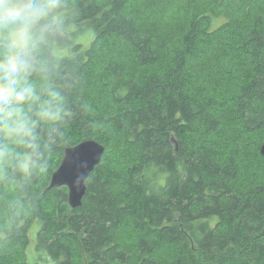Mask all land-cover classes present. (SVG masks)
I'll return each mask as SVG.
<instances>
[{
    "label": "trees",
    "instance_id": "obj_1",
    "mask_svg": "<svg viewBox=\"0 0 264 264\" xmlns=\"http://www.w3.org/2000/svg\"><path fill=\"white\" fill-rule=\"evenodd\" d=\"M230 1L205 0L173 43L139 19L134 0H76L79 15L67 22L76 31L60 45L65 73L81 82L71 142L43 191L37 182L29 188L30 212L0 229V249L22 252L14 264H264L263 171L244 173L237 144L221 154L202 141L219 132L228 106L245 132L264 131V15L240 5L231 14ZM237 12L250 18L244 33L234 27ZM227 31L250 74L223 99L196 89L192 62ZM103 42L123 47L144 74L123 54L112 57L99 73L107 105L93 109L92 66ZM86 140L106 151L73 209L67 187L48 188L65 150Z\"/></svg>",
    "mask_w": 264,
    "mask_h": 264
},
{
    "label": "clouds",
    "instance_id": "obj_2",
    "mask_svg": "<svg viewBox=\"0 0 264 264\" xmlns=\"http://www.w3.org/2000/svg\"><path fill=\"white\" fill-rule=\"evenodd\" d=\"M78 15L76 0H0V186L13 193L7 229L30 212L29 188L37 182L43 191L71 142L81 82L65 73L60 45Z\"/></svg>",
    "mask_w": 264,
    "mask_h": 264
},
{
    "label": "rangeland",
    "instance_id": "obj_3",
    "mask_svg": "<svg viewBox=\"0 0 264 264\" xmlns=\"http://www.w3.org/2000/svg\"><path fill=\"white\" fill-rule=\"evenodd\" d=\"M134 1L139 19L143 23L151 21L156 23L173 43H177L179 40L183 25L187 24L193 15L197 14L200 6L205 3V0ZM239 5L242 8L246 7V9L251 7L254 13L264 15V0H232L228 3L229 8L227 10L232 14ZM247 17L240 13L235 18L234 27L238 31L245 32L250 23V18ZM236 43L237 37L227 31L218 34L209 44L198 49L192 62L193 82L198 91L216 94L223 99H228L237 91L240 83L249 76L248 60L238 59L235 56L237 55L235 53ZM225 53H229L228 57H225ZM119 54H123V47L116 46L112 42H103L95 52L90 84L93 109L95 106H103L105 103L107 105L108 93L101 86L99 73L104 63ZM123 56L125 57L124 54ZM125 60H127L132 71L144 74L143 70L135 68L128 56L125 57ZM218 115L222 123L221 129L214 135L202 137L203 143L217 149L221 154H226L233 145L237 144L242 150L240 157H242L244 173L247 175L249 171L258 169L262 170L264 175V156L259 151L260 138L264 131L252 132L253 135L245 132L233 106L226 107ZM114 150L120 151L117 146L114 147ZM12 195L13 193L8 190L6 192L5 189L0 191V229L6 222L4 209L6 202L12 198ZM6 251L7 249H0V264H14L15 261L23 257L20 250H15L13 257L7 256ZM30 254L31 260H34L35 257L32 252Z\"/></svg>",
    "mask_w": 264,
    "mask_h": 264
},
{
    "label": "water",
    "instance_id": "obj_4",
    "mask_svg": "<svg viewBox=\"0 0 264 264\" xmlns=\"http://www.w3.org/2000/svg\"><path fill=\"white\" fill-rule=\"evenodd\" d=\"M105 151V146L94 140H86L67 148L60 167L51 176L48 189L67 187L68 203L73 209H77L83 204L87 191L86 182L101 163ZM260 153L264 156V142Z\"/></svg>",
    "mask_w": 264,
    "mask_h": 264
}]
</instances>
